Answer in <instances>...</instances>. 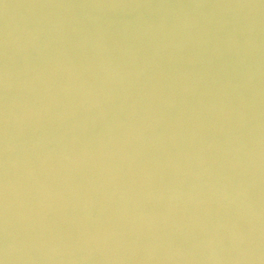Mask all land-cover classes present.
I'll list each match as a JSON object with an SVG mask.
<instances>
[{"label": "water", "instance_id": "water-1", "mask_svg": "<svg viewBox=\"0 0 264 264\" xmlns=\"http://www.w3.org/2000/svg\"><path fill=\"white\" fill-rule=\"evenodd\" d=\"M0 264H264V0H0Z\"/></svg>", "mask_w": 264, "mask_h": 264}]
</instances>
